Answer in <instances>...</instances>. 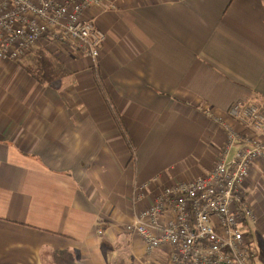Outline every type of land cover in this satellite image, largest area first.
<instances>
[{
  "label": "crops",
  "instance_id": "1",
  "mask_svg": "<svg viewBox=\"0 0 264 264\" xmlns=\"http://www.w3.org/2000/svg\"><path fill=\"white\" fill-rule=\"evenodd\" d=\"M104 2L86 11L106 33L96 62L43 38L0 78V264L146 259L124 225L163 185L215 166L227 142L217 114L243 133L229 107L264 110V0ZM41 52L65 69L53 85L29 71ZM244 187L264 264V157Z\"/></svg>",
  "mask_w": 264,
  "mask_h": 264
},
{
  "label": "built area",
  "instance_id": "2",
  "mask_svg": "<svg viewBox=\"0 0 264 264\" xmlns=\"http://www.w3.org/2000/svg\"><path fill=\"white\" fill-rule=\"evenodd\" d=\"M104 0H0V58L21 60L43 38L70 42L95 62L106 33L86 11ZM227 115L247 127L239 133L222 114L227 131L221 158L206 174L163 185L151 204L124 225L138 236L146 259L132 264H254L251 225L256 217L244 183L254 161L264 157V110L249 99ZM240 143L232 157V147ZM148 185L139 187L145 197Z\"/></svg>",
  "mask_w": 264,
  "mask_h": 264
},
{
  "label": "trees",
  "instance_id": "3",
  "mask_svg": "<svg viewBox=\"0 0 264 264\" xmlns=\"http://www.w3.org/2000/svg\"><path fill=\"white\" fill-rule=\"evenodd\" d=\"M58 61L59 59L52 54L37 53L32 57V62L35 67L29 68V71H33L36 77L53 85L59 76L65 74V69L58 64Z\"/></svg>",
  "mask_w": 264,
  "mask_h": 264
},
{
  "label": "rangeland",
  "instance_id": "4",
  "mask_svg": "<svg viewBox=\"0 0 264 264\" xmlns=\"http://www.w3.org/2000/svg\"><path fill=\"white\" fill-rule=\"evenodd\" d=\"M52 47H55V45L53 44L52 46H51V48ZM30 54V53H29ZM28 55V54H27ZM24 58V57H23ZM23 58H21L22 59V61H21V63H23V65H25V67H26V61L23 59ZM16 60H4V59H1L0 58V78H6L7 76L6 75H9V72H8V69L7 68H5V66H7V64H9V65H12V66H15L14 65V63H20V61L19 62H15ZM14 62V63H13ZM20 63V64H21ZM251 225V231L253 232V225L254 224H250ZM254 232H255V234H256V231H255V226H254ZM252 237V236H251Z\"/></svg>",
  "mask_w": 264,
  "mask_h": 264
},
{
  "label": "clouds",
  "instance_id": "5",
  "mask_svg": "<svg viewBox=\"0 0 264 264\" xmlns=\"http://www.w3.org/2000/svg\"><path fill=\"white\" fill-rule=\"evenodd\" d=\"M73 154H78V148L73 150Z\"/></svg>",
  "mask_w": 264,
  "mask_h": 264
}]
</instances>
